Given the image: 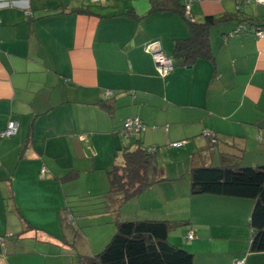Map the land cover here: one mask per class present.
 <instances>
[{"label":"crops","instance_id":"crops-1","mask_svg":"<svg viewBox=\"0 0 264 264\" xmlns=\"http://www.w3.org/2000/svg\"><path fill=\"white\" fill-rule=\"evenodd\" d=\"M175 1L191 22L231 18L210 30L213 61H174L160 78L145 46L157 41L172 57L174 41L189 35L177 12H150L152 0H0V131L15 123L0 140V264L96 254L115 231L106 173L137 140L157 149L165 180L123 203L122 218L188 222L168 241L193 264H264V253L249 252L252 202L192 195L189 175L193 166L264 165V37L252 24L234 32L240 19L264 24V5ZM134 116L146 128L126 135ZM162 154L174 166L160 167Z\"/></svg>","mask_w":264,"mask_h":264},{"label":"trees","instance_id":"trees-1","mask_svg":"<svg viewBox=\"0 0 264 264\" xmlns=\"http://www.w3.org/2000/svg\"><path fill=\"white\" fill-rule=\"evenodd\" d=\"M152 2L150 12L171 10L180 14L187 23L188 37L175 40L173 43L171 57L173 62L189 66L200 60L213 61L209 44L210 30L231 17H206L203 22H191L188 19L189 14L185 13V7L180 6L177 1L152 0ZM126 15L134 17L131 12ZM238 21L234 31L236 33L251 32L246 31V24L255 27L254 35L258 32L264 33V24L257 25L246 19ZM106 175L108 190L105 196L111 207L108 213L115 232L102 251L94 255H77V264H193L192 253L181 250L168 241L170 230L184 227L188 222L138 221L124 219L119 213L123 203L165 180L159 176L157 149L151 151L137 140L133 149L120 151L118 161L108 169ZM189 175L192 195L209 194L251 200L249 252L264 253V165L193 166ZM77 176L78 173L72 171L67 178ZM28 226L33 228L32 225Z\"/></svg>","mask_w":264,"mask_h":264},{"label":"built area","instance_id":"built-area-1","mask_svg":"<svg viewBox=\"0 0 264 264\" xmlns=\"http://www.w3.org/2000/svg\"><path fill=\"white\" fill-rule=\"evenodd\" d=\"M99 1V0H95ZM246 3H255L258 5H264V0H244ZM185 13L186 15L189 14V7H185ZM257 35L259 37H264L263 32H258ZM145 51L147 53H150L152 56V59L156 66V73L160 78H165L169 76L173 70H174V62L170 57L165 56V54L162 52L159 43L157 41L151 42L145 46ZM145 125L141 123L138 117H131L127 118L123 124V132L127 135H136L140 134L145 130ZM15 132V123L9 122L7 125V128L4 131H0V139L3 137L11 136ZM205 135L211 137L210 133L207 132ZM212 138V137H211ZM212 142L214 140L212 139ZM183 143L182 142H174L171 144L172 147H180ZM151 151H154V148L151 149ZM188 240L193 239V234L189 233L187 235ZM235 264H243V260H237Z\"/></svg>","mask_w":264,"mask_h":264},{"label":"rangeland","instance_id":"rangeland-1","mask_svg":"<svg viewBox=\"0 0 264 264\" xmlns=\"http://www.w3.org/2000/svg\"><path fill=\"white\" fill-rule=\"evenodd\" d=\"M159 165H160V167L161 166H164V167H167V168H169V167H172V166H174V164L173 163H170V159H169V157L165 154H162V156L160 157V162H159ZM162 178V177H161ZM251 201V200H250ZM78 216H80V215H78ZM82 216V218H84V219H86L85 218V216L84 215H81ZM77 218H79V217H77ZM82 220V222L84 221L85 222V220ZM126 219H128V218H126ZM80 223H81V220L79 221ZM69 223V222H68ZM87 226V225H86ZM72 229V232L71 233H73V232H75V230H76V226L75 225H73V227L71 228ZM85 230V233L87 234V236H88V238H90V240H97L98 238H99V234H98V232H95V231H90L91 230V228H88V227H86V228H84ZM115 229V228H114ZM115 232V231H114ZM100 233V232H99ZM101 234V236H103V234L102 233H100ZM114 235V233H112V235L107 239V241H105V243L104 244H102V247H100L101 249H99V251L98 252H100V251H102L103 249H104V247H105V245L110 241V239L112 238V236ZM81 236V232H79L78 233V235H77V237H76V239H75V242H76V248L78 249V250H80V249H82V247H83V245L82 244H80V242H81V239L79 238ZM183 236L184 235H181V234H179V235H177V238L179 239V241H183L184 243H193L194 241H187V240H184V238H183ZM69 238H70V240H73L74 239V236L71 234L70 236H69ZM101 238V237H100ZM99 240L100 239H98V242H99ZM105 240V239H104ZM181 250H184V251H186L185 249H183V248H181ZM97 252V253H98ZM187 252V251H186ZM96 253V254H97Z\"/></svg>","mask_w":264,"mask_h":264}]
</instances>
